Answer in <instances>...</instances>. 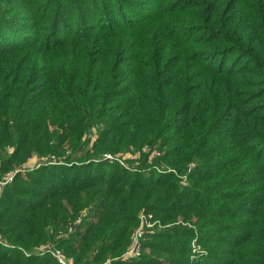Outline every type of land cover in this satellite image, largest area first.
Masks as SVG:
<instances>
[{"label":"trees","instance_id":"16d2710c","mask_svg":"<svg viewBox=\"0 0 264 264\" xmlns=\"http://www.w3.org/2000/svg\"><path fill=\"white\" fill-rule=\"evenodd\" d=\"M93 126L2 188L0 264H264V0H0V175Z\"/></svg>","mask_w":264,"mask_h":264},{"label":"rangeland","instance_id":"374dc122","mask_svg":"<svg viewBox=\"0 0 264 264\" xmlns=\"http://www.w3.org/2000/svg\"><path fill=\"white\" fill-rule=\"evenodd\" d=\"M99 128L100 126H93L91 128V132H89V134H87V136H84L83 138V143L82 144H85L83 149L80 151V152H76L72 155V158L71 159H68L67 155H63L61 154V152H53L51 151L50 153H43V154H37L36 152H32L24 162H22L19 166H16V167H13L12 169L6 171L5 173L1 174L0 175V180H2L3 178L5 179L8 175L9 172H18V171H25L26 168H32L33 165H40L39 161L41 159V157H46V158H51V157H54V160L57 161V162H60L62 164H70L71 162H76L79 157H82L84 156L83 154H87V155H90L89 153H92V155L96 154V152L93 150V148L91 147V144H94L95 140L97 139L98 135H99ZM3 149V147H0V152L3 154V156H6L8 157V154L6 152H12L13 151V147H10V146H6L5 150L6 151H1ZM146 152H150V155L148 157V160H151L153 156V153H156V151L154 150V146H148V147H145L143 148ZM133 152V153H132ZM132 152H128L126 151V153L122 154L121 152H116L115 154L118 155V156H123L124 158H128V159H140V160H143L145 158V155L143 156H139L141 151L140 150H137V151H132ZM80 154V156H79ZM99 155H102V158H105L104 155H110L112 156V159L116 158V159H120V157H115L113 156V153L110 152V151H105V152H101V153H98ZM79 156V157H77ZM105 159H108V158H105ZM74 160V161H72ZM122 160V159H121ZM53 164V163H52ZM4 186V185H3ZM4 188V187H3ZM143 212H146V210H139L138 211V216L140 213H143ZM180 219V218H179ZM138 221H139V218H138ZM163 227V225L160 223V226L159 225H155L154 228H152L153 230H156V229H161ZM132 234V233H131ZM131 237V236H130ZM193 243V239L191 241V247H193L192 245ZM129 244H130V241H129ZM129 244H127V247L124 249V251L116 256L113 257L115 259H121L122 255L125 254V252L127 251L128 249V246ZM199 246L200 243H198ZM125 261V260H124ZM106 264H109V259H107V261L105 262Z\"/></svg>","mask_w":264,"mask_h":264},{"label":"built area","instance_id":"2783aa9c","mask_svg":"<svg viewBox=\"0 0 264 264\" xmlns=\"http://www.w3.org/2000/svg\"><path fill=\"white\" fill-rule=\"evenodd\" d=\"M105 158L108 159H112V156L108 155H104ZM114 159V158H113ZM121 162V161H120ZM40 164H47V163H60L54 160V157L51 158H44L41 157ZM15 175V172H9L7 177L2 180H0V192L2 190V188L9 183L13 177ZM4 185V186H3ZM139 221L138 224L135 226V228L133 229V232L131 234V239H130V244L128 246L127 251L125 252L124 255H122V260H128V259H132L135 257H138L141 253V245H142V239L144 237V235L146 234V232L148 230H151L152 228H154L155 225H159L160 226V222L159 220L155 219L154 216L151 213H140L139 216ZM0 244H3L5 246H8L9 244L6 242V240L3 239V237L0 234ZM193 247H192V252L195 254H201L204 253L203 249H201V246L198 245L197 242H195V240L193 239V243H192ZM43 251H48L49 249H41ZM52 254L56 257L57 261L60 264H71V261L68 260L62 253L60 250L58 249H54L51 250ZM101 264H106L101 263Z\"/></svg>","mask_w":264,"mask_h":264},{"label":"crops","instance_id":"0c3cea01","mask_svg":"<svg viewBox=\"0 0 264 264\" xmlns=\"http://www.w3.org/2000/svg\"><path fill=\"white\" fill-rule=\"evenodd\" d=\"M130 239H131V237H130Z\"/></svg>","mask_w":264,"mask_h":264}]
</instances>
